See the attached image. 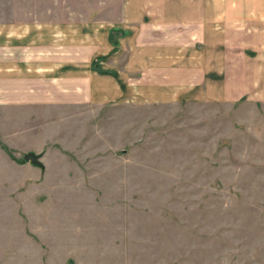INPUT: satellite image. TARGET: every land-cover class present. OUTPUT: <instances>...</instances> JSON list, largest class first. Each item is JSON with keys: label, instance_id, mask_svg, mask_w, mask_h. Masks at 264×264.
I'll list each match as a JSON object with an SVG mask.
<instances>
[{"label": "rangeland", "instance_id": "1", "mask_svg": "<svg viewBox=\"0 0 264 264\" xmlns=\"http://www.w3.org/2000/svg\"><path fill=\"white\" fill-rule=\"evenodd\" d=\"M142 3L0 0V27L33 19L85 42ZM137 88L0 106V264H264V106Z\"/></svg>", "mask_w": 264, "mask_h": 264}, {"label": "crops", "instance_id": "2", "mask_svg": "<svg viewBox=\"0 0 264 264\" xmlns=\"http://www.w3.org/2000/svg\"><path fill=\"white\" fill-rule=\"evenodd\" d=\"M170 2L123 5L85 42H55L33 19L0 27V106L127 101L137 86L147 99L264 106V0Z\"/></svg>", "mask_w": 264, "mask_h": 264}, {"label": "water", "instance_id": "3", "mask_svg": "<svg viewBox=\"0 0 264 264\" xmlns=\"http://www.w3.org/2000/svg\"><path fill=\"white\" fill-rule=\"evenodd\" d=\"M25 160L31 161V162H37L38 156L34 153H26L24 156Z\"/></svg>", "mask_w": 264, "mask_h": 264}]
</instances>
